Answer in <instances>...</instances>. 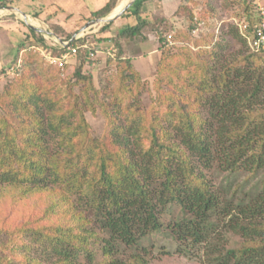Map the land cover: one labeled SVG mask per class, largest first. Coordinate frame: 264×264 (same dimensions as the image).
<instances>
[{"label": "trees", "instance_id": "16d2710c", "mask_svg": "<svg viewBox=\"0 0 264 264\" xmlns=\"http://www.w3.org/2000/svg\"><path fill=\"white\" fill-rule=\"evenodd\" d=\"M217 1L200 3L207 10ZM252 1L240 0L245 36L238 24L222 22L214 12L221 28L202 33L201 10L195 16L194 0H180L176 13L186 11L188 35L181 46L166 43L171 18L149 8L156 0H135L118 18L134 24L114 38L70 42L79 49L89 41L117 43L154 26L160 54L152 107L157 109L144 113L141 125L129 114L135 105L121 106L124 100L118 99L129 60L122 62L121 83L104 101L82 95L69 116L54 115L61 103L33 84L39 69L33 60L23 63L26 45H20L10 67L16 73L0 91V234L6 236L0 264H10L7 257L17 264H94L90 240L98 241L100 264H150L141 241L162 227V216L173 207L180 214L166 228L179 251L195 252L203 264H264V56L252 52L246 39L260 19L248 7ZM10 3L0 0V7ZM114 6L108 0L89 15L104 17ZM42 44L39 36L27 47ZM49 48L54 56L68 50ZM75 78L88 81L80 69ZM85 110H98L104 119L98 137L90 135ZM215 173L262 179L257 189L234 197L214 182ZM5 189L9 199L3 202ZM29 197L45 206L36 217L23 206ZM22 235L34 248L41 244V257L27 255ZM15 248L25 251L16 255Z\"/></svg>", "mask_w": 264, "mask_h": 264}, {"label": "rangeland", "instance_id": "374dc122", "mask_svg": "<svg viewBox=\"0 0 264 264\" xmlns=\"http://www.w3.org/2000/svg\"><path fill=\"white\" fill-rule=\"evenodd\" d=\"M10 1L11 3L5 7H12L24 13L26 19L24 20L17 11H11L5 9V7H0V91L9 83V79L15 75L16 71L10 68L11 62L15 58L20 45L25 43L24 45H26V47L23 52L24 57L22 58L23 63H32L29 61L33 60L31 65L37 66L40 70L34 73L35 77L33 78V84L36 88H40L42 94L44 92L48 93L52 99L58 100L61 103L54 111V113H56L54 115L69 116L71 108L73 109L75 106V99L81 100L82 95L87 99L96 96L98 100L104 101L108 95L112 94L114 88L121 83L119 73L121 70H124V64L122 63L124 60H129L132 67L131 70L123 71V74L129 78L124 84L122 83L125 88L121 89L119 87L118 89V92H121V94L118 95V99L124 100L121 106L126 107L131 103L135 105L133 110H129V114L131 113V117H133L134 123L137 125L144 123V113L156 111L155 109L157 108H152L156 105L154 103L156 96L154 78L160 54L158 51V37L150 30L154 28V26L145 28L141 36L131 40L120 39L117 43L111 41L103 42L99 45L89 41V44L84 45L85 48H80L75 57L70 58L65 66L59 68L53 60L57 56L53 55L49 47L53 48L59 45L67 48L69 46H66L64 43H69L71 38L76 34L78 39L87 37L114 38L115 35L126 26L134 24V20L132 18L118 19L110 22L111 24L105 29L100 30L107 24H98L79 33L82 27L87 23L99 19V17L89 15V13L102 6L103 2L101 0ZM125 1L127 2L129 0H111V3H115V8L121 2ZM200 1L194 0V2L190 4V7L195 16H197L201 10V20L199 21L198 27L202 29V33H211L213 30L217 32L221 28V22L216 21V19L211 16L213 12L216 14L219 13L222 22H231L232 24L238 25L246 23L247 17L244 15L240 0H218L214 4L215 9L209 6L207 10H204V6ZM247 4L248 7L255 12L253 17H259L260 9L264 11V0H254ZM149 5L151 9L156 6V8L153 9L154 13L162 12L158 10L161 5ZM113 10L106 16L100 18L109 17ZM162 10L166 12L167 16H170L168 18H171L170 23L172 25L170 31L165 36V42L170 44L173 42L174 44V41H177V45H183L184 43L182 40L187 38L188 35L186 31V11L180 9L178 13H176L177 7L175 10V5H173V7L171 6L169 9L165 4H163ZM143 11H146V8H143L142 12ZM33 12L37 14L36 17L32 14ZM253 17L251 16V18ZM24 21L32 27L31 30L34 31L33 34L29 31V27ZM38 35L42 37L43 44L36 48L29 49V47H27L28 43L31 45L36 43L39 38ZM191 35L194 38L190 40V45L194 47L198 42L195 40V34L192 33ZM69 36L71 38L67 39ZM169 36H171V39ZM58 39H60V41H58ZM97 46L99 49L95 59H87V52L90 53L91 48H96ZM119 52L120 55H118ZM78 69H80L81 76L88 81L76 80L75 71ZM90 86H92V88ZM77 104H83V102ZM81 107H83V105ZM83 112L86 124L89 126L90 135L98 137L102 133L104 125L103 117L98 110H85ZM76 116L78 117V115ZM77 117L72 119L74 123L77 122ZM32 128L33 126L29 125L30 131ZM213 178L216 184H220L228 190L230 196L238 197L253 188L257 189L261 182L262 174L252 176L242 173H215ZM2 192L3 195L1 198L4 196L5 199L3 202H5L9 199V190L5 189ZM39 199H41V197ZM23 206L31 216L37 215V211L45 208L39 201L36 202V200L31 197L23 202ZM179 214L176 208H170L162 216V227L152 232L141 241L142 246L147 250L146 259L150 264H203L200 258L194 254L195 252L189 253L188 250L179 251L178 244L174 241L169 230L166 228L167 223L170 222L172 218L178 217ZM2 219L0 220V226L3 221ZM21 238L22 243L29 247L27 255L31 259L41 257V244L36 245L34 248L29 237L22 235ZM5 239L6 236L0 234V242H4ZM234 240H236V238H234ZM234 240L232 242L233 246L236 245ZM97 242L98 241L94 242L93 240L89 242V249L93 250L96 255L94 264H100L104 259L101 256V251L97 246ZM22 250L25 251L24 249ZM22 250L20 248H15V254H20ZM129 252L126 251L125 258ZM9 258L10 257H7V260L11 262L10 264H17L16 258Z\"/></svg>", "mask_w": 264, "mask_h": 264}, {"label": "built area", "instance_id": "2783aa9c", "mask_svg": "<svg viewBox=\"0 0 264 264\" xmlns=\"http://www.w3.org/2000/svg\"><path fill=\"white\" fill-rule=\"evenodd\" d=\"M259 18V23L255 26L253 37H247L246 39L252 52L262 53L264 56V11L262 9H260L259 11ZM238 27L240 33L245 36L248 25L246 23H241L240 25H238ZM64 44H66V46H69L68 50L53 59L56 62L57 67L59 68L65 66L70 58L76 56L77 51L79 50L78 47L71 46L70 44L67 45V43ZM82 47L85 48V46ZM96 54H98V50L91 51L87 55V59L94 60Z\"/></svg>", "mask_w": 264, "mask_h": 264}, {"label": "water", "instance_id": "95a60500", "mask_svg": "<svg viewBox=\"0 0 264 264\" xmlns=\"http://www.w3.org/2000/svg\"><path fill=\"white\" fill-rule=\"evenodd\" d=\"M135 0H129V1H127L124 5H123V7L115 14V15H113V16H109V17H107V18H99V19H96V20H94V21H90L89 23H87L85 26H83L82 27V29L80 30V32L79 33H82V32H84L85 30H87L88 28H90L91 26H93V25H98V24H109L110 22H112V21H114V20H116V19H118L132 4H133V2H134ZM5 9H7V10H11V11H17L16 9H14V8H12V7H5ZM17 12H19V11H17ZM20 14H21V16L24 18V20L26 19V15L24 14V13H22V12H19ZM24 23H26L25 21H24ZM26 25L29 27V29H32V27H30L27 23H26ZM76 39H78L77 38V34L76 35H74L72 38H71V40H70V42H72V41H75ZM58 41H60V39H58ZM70 42L69 43H67V45H69L70 44Z\"/></svg>", "mask_w": 264, "mask_h": 264}, {"label": "crops", "instance_id": "0c3cea01", "mask_svg": "<svg viewBox=\"0 0 264 264\" xmlns=\"http://www.w3.org/2000/svg\"><path fill=\"white\" fill-rule=\"evenodd\" d=\"M102 2H103V4H102V6L101 7H99V8H97L96 10H98V9H100V8H102L107 2H108V0H101ZM157 1V3H158V5H161L160 6V9H158V10H160V11H162L161 13L164 15V16H166V17H170V16H167L166 15V12H163V4H165V5H167V7H169V9H170V7L172 6L173 7V5H175V10H176V7H178V5H179V2H180V0H156ZM126 2V1H125ZM125 4V3H124ZM171 5V6H170ZM116 8V7H115ZM95 10V11H96ZM113 10V9H112ZM90 14V13H89ZM116 20H118V19H116ZM116 20H114V21H116Z\"/></svg>", "mask_w": 264, "mask_h": 264}, {"label": "bare ground", "instance_id": "6f19581e", "mask_svg": "<svg viewBox=\"0 0 264 264\" xmlns=\"http://www.w3.org/2000/svg\"><path fill=\"white\" fill-rule=\"evenodd\" d=\"M125 2H121L116 8H114L111 16L115 15L124 5Z\"/></svg>", "mask_w": 264, "mask_h": 264}]
</instances>
